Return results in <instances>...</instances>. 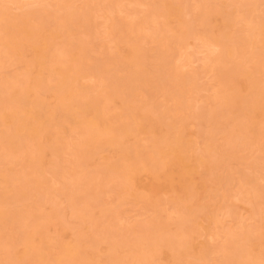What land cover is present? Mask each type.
Instances as JSON below:
<instances>
[{"label":"bare ground","instance_id":"obj_1","mask_svg":"<svg viewBox=\"0 0 264 264\" xmlns=\"http://www.w3.org/2000/svg\"><path fill=\"white\" fill-rule=\"evenodd\" d=\"M158 1L154 3L155 7L159 4L155 12L162 14L169 13L170 10L172 12L173 7L167 0ZM247 1L249 0L244 2ZM202 3L199 5L202 9L200 15L202 25L206 30L209 28L206 34H209L210 39L221 48L218 69L223 90L220 92V103L214 105L210 111V120L214 121L213 127L221 125L230 127L225 141H228L231 151L224 150V155L223 152H218L222 155L219 158L226 156L238 159L242 163L245 159L239 157V147L250 149L253 145L264 144L260 142L264 137V17L260 18L256 27L242 28L233 39L230 30L237 22L230 9L223 10L224 14L226 10L227 12L222 20L224 17L222 9ZM60 6L64 15L58 8L61 15L58 13L60 16L55 15L51 18L56 20L57 29L65 28L67 37L71 40L72 37H76L77 43H74L75 40L70 43L66 38L67 45L59 47L56 43L46 40L47 37L43 35L46 24L49 23L46 21L49 15L53 16L54 13L45 16L43 9L41 15H39L41 11L35 10L39 16L33 10V13L29 11L33 15L27 12L26 17L25 14L21 15L22 18L18 16L16 19H9V16L4 15L6 19L2 23L4 36L0 44L4 45L11 57L17 56L18 60L23 59L28 51L32 56L29 60H25L27 66L24 79L15 78L12 82H4L0 85V159L8 156L16 157L18 161L19 158L18 162L26 169L21 174L16 173L12 165L17 161L8 162V167L5 169L0 168L4 183V186L0 187V256H3L0 258V264H130L133 261L139 264H159L160 261H166L164 264H195L190 257L194 253L192 249H195L194 233L197 229L194 225L188 226L186 218L179 219V225L177 224L174 232L168 229L166 222L155 220L149 229L133 238L127 235L118 239V234L112 232L115 227L114 222L112 223L114 220L110 218L109 225L102 226L93 214V210L99 206L100 195L108 190L106 179L110 181L117 179L118 194L123 197L133 194L134 181L141 171H147L152 178L165 180V183L158 187L159 192L178 190L183 193L185 196L183 195L178 202L184 203L188 215L192 214L190 202L194 195L189 176L193 169L190 168V157L187 155L191 146L184 137L186 118L182 114L183 118L178 119L174 113H184L186 108H189L190 104L185 101V93L189 92L187 90H190V87L188 86L187 89V85L193 81L187 84V80L180 79L178 76L180 72L178 73L170 64L171 61L163 50L166 46L164 38L167 37L159 40L160 47L158 52L154 53L156 55L153 59L151 55L145 53L146 36H142L140 32L142 25L137 27L131 23L124 24L126 28H121V31L125 32L126 29L128 33L122 35L119 41L120 44L124 41L129 43L128 46L125 48L120 45L118 53L116 51L117 55L110 54L109 58L104 55V58L96 57L97 61L94 59L92 61L93 57L88 55L87 43L88 38L93 37L90 32L93 28L90 25L88 29L86 28L88 21L92 19L91 14H88L89 17L88 11L85 10L86 17L84 19V15H81L80 20V23H85L84 27L82 26L84 29L77 28V31L75 26L72 28L73 31L71 24L73 21L78 22L75 18L73 0H65ZM113 6L111 7L114 8ZM221 12L220 24L214 23L212 21L214 14ZM78 18L80 19L79 15ZM74 24L76 25L75 22ZM180 24L179 30L188 34L190 28H187L186 21L180 18ZM155 29L156 27L153 31ZM96 35L97 32L94 36ZM226 38L228 41H225ZM61 55L67 60L64 59L65 61L62 62ZM248 61L253 62L252 69L247 68ZM93 62L97 64L93 66ZM87 65L93 66V72L90 74L98 77L99 83L95 87L81 83V78L92 69L86 70ZM46 70L51 74L50 79L56 80L55 85L43 77ZM123 71L126 72L125 75H121ZM256 73L261 77L255 78ZM243 86L244 93L241 90ZM41 90L51 91L54 94L53 107L46 104L40 94ZM147 90L164 91L166 99L173 101L174 108L170 109L162 102L156 103L157 101L156 106L155 104L151 106L148 100L146 102L145 99H139V92L145 93L148 92ZM150 93L152 94L148 95L151 97L156 95ZM118 99L121 101V115L111 114L113 104ZM67 124H70V127H67ZM212 130L206 132L204 138L205 151L208 155L198 158L209 172L218 167L215 158L213 159L216 155V145ZM67 132L77 135L74 144L64 139ZM141 132L153 135V152L138 150L137 146L130 147L127 144L130 135ZM72 146L76 150L75 164L78 170L67 172L61 155L67 149H72ZM226 147L228 146L224 148ZM47 148L53 155L48 163L44 160ZM109 148L120 156L122 162L113 161V156H103L101 163H95V157ZM260 150L263 152L264 146ZM260 157H247L246 159L250 161L254 158L257 160L254 159V165L253 162L246 160L248 164L245 165L252 168V172H256L255 164H259L258 161L264 163V157ZM89 168H93L97 173L90 176ZM48 170L56 177H64L68 174L71 183L65 185L64 191L68 196V203L73 209L78 210L77 218L80 223L86 224L88 229L92 230L93 236L87 237L85 233H80L71 242L60 240L53 242L48 238V222L52 217H58L60 214V206L55 202L57 200L54 199L53 192H50L49 187L45 185L48 184L45 177ZM175 174L179 175L177 184H175ZM242 176L243 182L254 184L252 187L255 189H252L258 195V191L262 189L256 190L257 174L251 177L248 173H243ZM152 189L153 187H149L147 190ZM32 198L35 199L33 206H25L22 209L11 208L15 202ZM159 198L160 196H157L152 201L157 211ZM260 200L257 203L258 211L261 208L264 210ZM48 201L53 203L51 215L41 212L42 206ZM100 212L103 217L107 216L104 209ZM111 214L114 216V213ZM109 216L112 217L110 214ZM4 229L5 233L2 232ZM248 235L241 238L242 241L243 239L245 242L248 241V244L247 242L240 244L241 240H236L225 245L223 261L231 264H264L263 260L258 261L253 254L252 249L255 244ZM103 242L108 243L107 255L104 261H100V247ZM18 245L23 246L21 251L17 250ZM55 250H57L56 254ZM207 253V250H202L200 253L199 258L203 262L207 261Z\"/></svg>","mask_w":264,"mask_h":264},{"label":"rangeland","instance_id":"obj_2","mask_svg":"<svg viewBox=\"0 0 264 264\" xmlns=\"http://www.w3.org/2000/svg\"><path fill=\"white\" fill-rule=\"evenodd\" d=\"M64 1L65 0H0V40L4 36L2 32V23H4V19H6L4 18V15L6 17L9 16V19H16L18 16L22 18L21 15L27 12L30 14L29 11L33 13L32 10L41 11L39 14L41 15L43 9L45 10V14L43 11L45 16L54 13L53 16L49 15L50 17L48 18V21H46L49 23H45L47 25L43 34L47 37L45 39H48L53 44L56 43L59 47H63L64 44L67 45V39L68 42H74L75 40L74 43H77V39H75L76 37H72V40L67 37L65 28L64 30L63 28L57 29L56 20H52L54 18H51L55 17V15L58 17L63 13V10L62 12L60 10V5L61 3L63 4ZM167 1L172 5L173 9L172 12L170 10L169 13L163 14L154 11L159 5L158 4L155 7L154 3H158V0H73V9H75L74 11L80 16L79 19L75 12L77 15V17L75 15V18L79 23L82 19L81 15L83 16L87 11V15L91 14L90 16H92L90 17L88 15L92 19L88 21V27L86 26L87 29L89 28V25L94 29H90L94 38L91 37L92 39H90L89 37L87 43L89 47L88 55L89 57H93L92 61L93 59L94 61H97V59H95L96 57H98V59L99 57L104 58V55L108 58L111 57L110 54L117 55L119 51L118 49H120L118 47L128 46L129 43H125L124 41L120 44L119 41V38L122 35L124 36L128 33L126 32V29L125 32L121 31V28L125 27L124 24L126 25L127 23L128 25L131 23L137 27L142 25L140 32L142 36H146V43H144L145 48L143 46L144 50H147H145V53L151 55V58L153 59L156 55L154 53L158 52V47H160L159 40L167 37L168 41L167 38L164 39L166 40V46L168 47L164 46L163 50H165L168 59L171 61L170 64L176 68L178 73L180 72L178 75L180 79H183V81L187 80V84L193 81L189 85L186 84L187 87H190V90H187L189 87L186 89L189 92L185 93V101H188L187 103L190 104H187L189 108H186L187 110L184 113H174L178 119L183 115L186 118L184 137L191 146L187 155L190 157V168L193 169V172L189 176L192 181L194 195L193 200L190 202L192 205V214L188 215V212L184 208V203L178 202L179 199L183 198V193L178 190L167 193L159 192L158 187L164 184L165 180L163 178H152L147 171H141L134 181L133 194H128L123 197L118 194V187H116L118 182L117 179L111 181L106 179L105 181L108 190L106 189V191L100 195L101 200L99 201V206L93 210L94 217L102 224V226L109 225L110 218H112L114 220L112 223L114 222L113 224L115 226L112 229V232L114 231L118 234V239H121V237L124 238L123 236L127 235L129 238H133L138 233L149 229L151 223L155 220L166 222L168 229L171 232H174L177 229L180 220L186 218V224L188 226L194 225L197 229L194 233L195 249H192V253H194L193 256L190 257L191 261L195 264H231L223 261L225 245H228L229 242H236V240H241L240 244H245L246 242V244H248V241L245 242L244 239L242 241L241 238H244V236L246 237L247 234H249L248 236L251 237L250 239H252L253 244H255L252 249L253 254L258 261H264V210H262V208L259 211L257 210V203H259L258 200L261 198V204L264 206V192H262L264 191V163L262 164L260 163L261 161H258L257 163L259 164H255L257 166L256 172H252V168L246 166L248 161L253 162L255 159H251L250 161V159H246L247 157H264V151L262 152V150H260L264 144L253 145L250 149L239 147L238 155L240 158L245 159L244 162H242L243 160L241 161L242 163H240L238 159L228 158L226 156L219 158L224 155L225 151L228 152V149L231 151L228 141H225L226 134L229 132L230 127L225 125L213 127L214 121L213 119L210 120V111L214 105L220 103V92L223 90L218 69L221 48L215 44L214 40L210 39L211 36H209V34H206V32L208 33L209 26H207L208 29L206 30V27L202 25L200 20L202 9H200L199 6L203 2L202 4L222 9V12L227 8L230 9L229 11L233 13L237 22L235 27L230 30L231 38L234 39L242 28L246 29L258 25L257 23L260 21V18L262 19L264 17V0H249L247 2H244L245 0L243 2L241 0ZM116 3L117 6H115ZM111 6L114 8L116 7L117 9H114ZM222 12L220 14H214L212 20L214 23L220 24ZM226 12L225 14L223 12L224 17H222V20L226 17ZM34 13L39 16L36 11ZM84 17L86 16L84 15L83 18ZM180 18L184 19L187 28H190L188 34L179 30L181 27ZM251 18L253 20L249 21ZM214 19L217 20L215 21ZM78 22L73 21L70 26L71 30L74 31L72 28H75V26L77 31V28L80 30L84 29L83 25L85 23L81 22L79 24ZM213 22H211V24ZM78 24L79 26H77ZM155 27L156 32L153 31ZM96 32L97 35L94 36ZM225 41H228L227 38ZM156 47L158 49H156ZM64 55H61L62 62L68 59L67 55V59ZM31 56V52L28 51L25 53L23 59L18 60L17 56L11 57L4 45L0 44V85L4 82H12L15 78L20 80L24 79V73L26 72L27 66L26 61L29 60ZM107 57L105 58L107 59ZM151 58L149 59V63L152 62ZM95 63L97 64V62H93L92 65L95 66ZM89 66L90 65H87L88 69L86 70L89 71L92 68V71L90 70L81 78V83L86 86L95 87L99 83L98 77L90 74L93 72V66H90V68ZM246 66L247 68L252 69L253 62L248 61ZM57 67H59V64ZM125 74L126 72H121V75ZM43 77L49 80L52 85L56 84V80L53 81L50 79L51 74L48 73V70L43 73ZM254 77L260 78L261 75L256 73ZM245 85L247 84L245 83ZM241 90L244 93V86ZM147 91L148 92L145 91V93L144 91H140L138 95L139 99H145L146 102L148 100V104L151 106L157 101L156 103L161 104L162 102V104L170 109L174 108L173 101L171 99H166L164 91ZM150 92H153V94L156 93V95L151 97V95H148L152 94ZM40 94L44 97L46 104L50 107L55 105V97L51 91L41 90ZM154 106H156V104ZM121 111V101L118 99L113 104V112H111V114L116 113V115H121ZM207 114L209 115L207 116ZM203 118L208 119L206 121ZM67 127H70V124H67ZM210 130H212L215 135L214 141L216 145V155L213 159L215 158V162L218 166L217 169L212 172H209L207 167L202 165L198 160L200 156L208 155L205 151L204 138L206 132ZM64 136V139L72 141V143L76 141L77 138V135L71 132L65 133ZM152 139L153 135L151 133L141 132L140 134L130 135L127 139V144L130 147L137 146L138 150H149L153 152ZM260 142L264 143V137ZM226 145L228 146L226 147L227 149L224 148ZM73 148L67 149L61 155V160L63 161L65 171L67 172L78 170L75 164L77 157L76 150ZM218 152H223V154L220 155ZM103 156H113V161L122 162L120 156L115 154L112 148L102 151L99 156L95 157L94 162L101 163L103 161ZM52 158L53 155L50 153L49 148H47L44 159L45 162L48 163ZM19 160L20 159L18 158V161ZM255 160H257V158ZM10 161L14 163L17 161V158L7 156L0 159V168L5 169L8 167L7 163ZM17 162L12 165L13 170L18 174L25 172L26 169ZM96 173L97 172H95L93 168H89L88 174L90 176H94ZM243 173H248L251 177L257 174L255 180L258 183V187L256 190L258 191L261 188L262 190L258 191V193L260 194L261 192L262 194L260 195H263V197L259 198L260 195L256 194L257 192L254 191L255 188L252 187V185H254L253 183L251 185V183H246V181L243 182ZM45 177L48 181V184H45L46 187L48 186L50 192H53V195L55 196L54 199L57 200L55 202L60 206L59 216L52 217L48 222V238L53 242H57L58 240L61 242H71L75 240L80 233H85L87 237L93 236L92 230H89L86 224L80 223V220L77 218L78 210L76 208L73 209L68 203V196L64 193L65 185H70L71 183L69 182L70 179L68 174L64 177H56L50 170H48L45 173ZM175 178V184H177L179 175L175 174ZM2 180L3 177L0 175V187L4 186ZM149 187H153V189L151 191L147 190ZM256 195L258 198H256ZM157 196H160L158 199V211L152 205V201L155 200ZM34 201L35 199L32 198L18 203L15 202L11 205V208L22 209L25 206H33ZM52 207L53 203L48 201L42 206L41 212L45 215H51ZM101 207L105 210L107 216H102V212H100L102 210ZM111 213H114V216H112L113 214ZM109 214L112 217H110ZM2 232L5 233L6 230L4 229ZM238 242L239 241H237V243ZM107 247V242L101 244L100 261L105 260ZM22 248V245L17 246V250L19 251H21ZM202 250H207L208 252L207 261L205 262L199 258ZM56 252L57 250L54 251L55 254ZM2 257L0 256V258ZM164 262L166 261H160L159 264H164ZM130 264L139 263L133 261Z\"/></svg>","mask_w":264,"mask_h":264}]
</instances>
